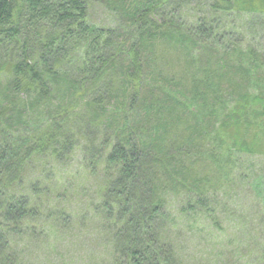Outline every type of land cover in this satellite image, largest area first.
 I'll use <instances>...</instances> for the list:
<instances>
[{"label":"trees","instance_id":"obj_1","mask_svg":"<svg viewBox=\"0 0 264 264\" xmlns=\"http://www.w3.org/2000/svg\"><path fill=\"white\" fill-rule=\"evenodd\" d=\"M96 1L116 25L95 22ZM256 15L264 0H0L2 223L38 217L42 176L86 141L99 180L90 209L113 234V264H185L170 198L205 212L235 152L264 157V52L243 47L242 16Z\"/></svg>","mask_w":264,"mask_h":264},{"label":"rangeland","instance_id":"obj_2","mask_svg":"<svg viewBox=\"0 0 264 264\" xmlns=\"http://www.w3.org/2000/svg\"><path fill=\"white\" fill-rule=\"evenodd\" d=\"M101 3L92 13L95 22L104 27L116 25L120 17H116L115 8L108 1ZM262 16L256 15L250 21L242 16L247 23L243 27V47L259 53L264 52ZM239 17L231 19L243 25ZM228 21L224 26H230ZM173 68H167L165 75H170ZM0 81L1 91L5 80ZM93 139L102 152L112 146L111 142L104 143L102 136ZM84 143L87 142L79 144L77 153L73 152L67 168L54 169L50 180H43L46 174L42 176L36 170L32 173L34 178L42 176L44 186L50 188H44L41 198L36 197V201L41 200L36 209V213L40 212L38 217L19 225L3 224L0 218V232L6 234L7 240L4 253L0 252V264H113L119 259L113 234L104 224L95 222L90 209L97 198L99 180L89 178L90 171L85 170L86 157L91 155L82 153ZM232 161L233 167L226 168L225 173L221 169L214 174L223 184L214 202L211 200L206 206L208 213L203 209L179 213L177 210L186 204L170 198L169 204L178 218L171 237L178 243L179 256L185 264H264V157L235 152ZM45 168L50 169V164ZM61 175L70 176L69 185L64 180L60 182ZM0 187L3 188L1 184ZM59 210L67 216L57 221L54 219Z\"/></svg>","mask_w":264,"mask_h":264}]
</instances>
